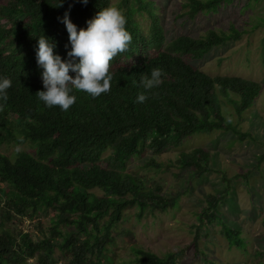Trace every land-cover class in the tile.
Here are the masks:
<instances>
[{
    "label": "trees",
    "instance_id": "16d2710c",
    "mask_svg": "<svg viewBox=\"0 0 264 264\" xmlns=\"http://www.w3.org/2000/svg\"><path fill=\"white\" fill-rule=\"evenodd\" d=\"M223 1L230 0H187L183 15L194 19L199 13H215ZM121 4L133 40L129 50L111 62L110 92L93 98L75 91L76 102L62 111L59 106L47 107L36 95L46 90L43 69L37 64L39 38L44 35L55 43L54 52L67 60L71 44L62 22L65 13L78 30L87 28V21L111 6V0H89L87 5L79 0L0 1V78L12 80L7 102L0 101V143L32 144L14 158L0 151V264H30L28 259L40 251L39 263L52 264L45 257L55 246L68 250L70 264H97L91 255L102 257L112 227L128 208L137 206L144 215L179 205L178 197H168L159 186L128 172L129 160L144 156L148 149L161 153L181 147L195 134L238 131L234 118L240 125L261 93L257 80L211 75L192 63L215 46L239 40L238 28L182 34L165 44L153 0ZM138 12L150 16L149 34L136 19ZM156 67L164 71L163 83L145 92L141 76H150ZM69 74L75 76L71 70ZM141 92L148 99L137 103ZM177 161L191 175H201L210 169L211 152L195 147L180 151ZM222 200L212 198L201 215L222 224L230 246L245 247L240 230L220 216ZM50 209L55 211L52 238L35 242L30 233L21 230L16 235L8 228L14 217L33 219ZM134 252L138 264H177L173 252L160 256L141 246Z\"/></svg>",
    "mask_w": 264,
    "mask_h": 264
},
{
    "label": "rangeland",
    "instance_id": "374dc122",
    "mask_svg": "<svg viewBox=\"0 0 264 264\" xmlns=\"http://www.w3.org/2000/svg\"><path fill=\"white\" fill-rule=\"evenodd\" d=\"M186 1L153 0L155 14L164 28L165 44L182 34L198 36L209 29L238 28L242 32L239 40L215 46L192 63L211 75L257 80L262 84L261 93L240 125L234 118L238 131L195 134L181 147L167 148L161 153L148 149L144 156L129 160L128 172L159 186L164 195L178 197L179 205L165 211H147L144 215H139L137 206L128 208L123 219L112 227L102 257L91 255L97 264H138L134 249L139 246L160 256L173 252L177 264H264V25L258 26L264 21V0L223 1L215 13H199L194 19L183 15L182 4ZM121 2L111 0V6L123 12ZM142 13H136V19L149 34L151 18ZM31 145L29 141L4 142L0 143V151L14 158L18 150H29ZM200 146L211 152L210 169L201 175H191L178 165L177 158L180 151ZM95 191L102 194L98 189ZM222 197L218 205L220 216L240 230L245 247L230 246L222 224L201 215L212 198ZM54 216L55 211L50 209L33 219L14 217L7 225L16 235L24 230L39 242L52 238ZM69 228L74 229L66 225ZM40 252L27 262L40 264L37 259ZM45 258L52 264H70L72 255L55 246L51 256Z\"/></svg>",
    "mask_w": 264,
    "mask_h": 264
},
{
    "label": "clouds",
    "instance_id": "9594fccd",
    "mask_svg": "<svg viewBox=\"0 0 264 264\" xmlns=\"http://www.w3.org/2000/svg\"><path fill=\"white\" fill-rule=\"evenodd\" d=\"M79 2L87 5L89 0ZM62 22L69 33V58L62 59L54 52L56 44L46 36H40L36 55L38 66L43 69L42 80L46 90L38 91L36 95L47 107L59 106L62 111H67L76 102L75 91L85 92L93 98L110 92L113 80L111 62L117 55L129 50L133 37L126 28V16L115 6L99 11L87 21V28L78 30L69 12L65 13ZM70 70L75 72L74 77L69 74ZM163 76V69L153 68L150 76H141L140 85L145 92L151 91L163 83ZM11 87L10 78H0V101L7 102V90ZM145 92L138 95L137 103L148 99ZM2 107L0 105V110Z\"/></svg>",
    "mask_w": 264,
    "mask_h": 264
}]
</instances>
